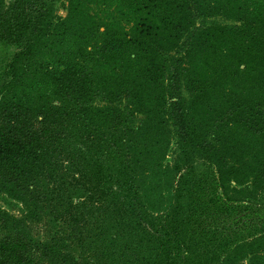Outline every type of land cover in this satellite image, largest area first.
Wrapping results in <instances>:
<instances>
[{
	"label": "trees",
	"instance_id": "16d2710c",
	"mask_svg": "<svg viewBox=\"0 0 264 264\" xmlns=\"http://www.w3.org/2000/svg\"><path fill=\"white\" fill-rule=\"evenodd\" d=\"M189 1L198 12V0ZM86 2L69 0L67 16L56 26L48 0H0V43L18 49L0 65V191L34 206L60 225L52 234H62L40 242L23 228L25 220L0 207V264H212L213 259L235 264L264 253V217L258 213L245 221L246 234H184L190 220L194 227L209 221L197 202L202 186L188 178L190 151L207 171L214 170L215 213L217 203L228 206L223 195L239 202L234 208H248L241 202L251 203L254 184L264 185V159L239 183L241 156L235 164L226 142L201 134L193 124L183 92L195 94L188 84V55L177 56L192 44L190 19H178L163 38L133 35L124 46L113 39L122 34L104 18L94 22L82 14ZM80 17L83 26L75 27ZM61 25L81 33L76 38L70 31L55 32ZM130 64L138 67L141 85L129 78ZM262 99L254 96L256 102ZM232 112L236 121L246 119L252 133L264 135V104L252 116ZM169 122L179 157L174 169L163 170L165 178L157 173L156 186L149 183L141 194L133 186L134 150L148 132L168 145ZM109 164L117 167L113 176ZM180 172L174 193L165 195L162 181ZM232 176L241 188L230 184ZM197 185L201 190L193 189ZM229 190L247 193L231 198ZM187 194L194 205L182 203ZM229 222L222 216L216 228ZM243 236L251 242L230 248V241Z\"/></svg>",
	"mask_w": 264,
	"mask_h": 264
},
{
	"label": "rangeland",
	"instance_id": "374dc122",
	"mask_svg": "<svg viewBox=\"0 0 264 264\" xmlns=\"http://www.w3.org/2000/svg\"><path fill=\"white\" fill-rule=\"evenodd\" d=\"M86 1L88 2L81 5L82 14L89 15L94 22H97L99 17L104 18L108 28L122 34V37L113 36V39L124 46L129 44L133 35L151 34L163 38L178 19L182 20V17L190 19L188 25L194 33L192 44L186 51L185 49L179 51L181 55L177 56L184 57L186 53L188 55L185 57L191 68L188 84L189 89L195 94H191L187 89L183 92L190 108V116L194 117L193 124L199 128L201 134L208 133L210 137L226 142L228 150L235 153V164L238 163L237 158L241 156L240 165H238L240 170L238 174L241 175H236L239 183L252 176L255 168L259 167L264 159V135L252 133L246 126V119H239L243 124L239 123V120L236 121L232 110L236 115L244 110L252 116L261 111L264 104V0H198V12L190 9L189 0ZM48 2L54 24L58 26L59 21L67 16L69 0H48ZM83 20L81 17L78 18L75 27H82ZM75 27L61 25L58 28L55 27L54 31L62 33L70 31L77 38L81 31L77 32ZM105 28V25H101L100 31ZM182 42L183 39L178 44L181 46ZM17 50L13 45L0 43V65L8 64ZM127 71L131 72L129 78L134 80L136 85H141L138 67L130 64ZM1 73L3 70L0 68ZM255 95H261L263 99L256 102ZM171 128L170 122L165 125L166 131L170 134L168 145L164 140L159 143L160 137L151 139L152 132L139 138L138 148L134 150L132 167L136 168L138 174V180L133 186L141 194H144V189H147L149 183L150 186H156L157 173L162 174L163 170L174 169L173 161L179 157L180 148ZM186 156L192 163L190 167H187L188 178H192V182L196 181L202 186L203 192L198 195L197 202H199L200 211L209 221H203L199 226L194 227L193 221L190 220L184 234H246L249 223L245 221H249L257 213L259 217H264V185L258 184H254L255 188L248 194L251 203L241 202L248 205V208H234V204L237 206L239 202L223 195L221 197L228 206H219L217 203L218 212L215 213L216 204L214 201L211 204V200L217 198L219 190L212 183L214 170L207 171L205 162L196 153L190 151ZM183 158L182 154L180 162H183ZM156 161L159 162V169L156 168ZM116 169L115 164H109L112 176ZM238 169L236 165V170ZM180 174L181 172L175 176L169 174L167 182L162 181L161 189H164L165 195L174 193L176 185L179 184ZM162 175L165 178V173ZM230 178V184L233 187L241 188L233 176ZM197 186L193 189L201 190V187ZM246 193H235L229 190L226 194L231 198H238ZM181 200L186 205L195 203L188 194ZM0 207L9 216L25 220L26 225L23 228L40 242L62 235L52 234L61 230L57 222L52 221L34 206L22 202L18 197L0 191ZM222 216L229 218L232 223L224 224V229L221 230L216 226ZM211 218L215 219L213 223L210 221ZM238 218L242 219L241 222H237ZM242 223L246 224L241 228ZM250 239L252 238L249 236H243L238 243L233 239L229 242L230 248L249 243ZM227 248L228 246L224 245V249L227 250ZM224 255L225 251H222L218 256ZM121 257L124 256L121 255ZM210 262L221 264L219 259H213ZM235 264H264V253L252 257L248 255L246 258L236 260Z\"/></svg>",
	"mask_w": 264,
	"mask_h": 264
}]
</instances>
